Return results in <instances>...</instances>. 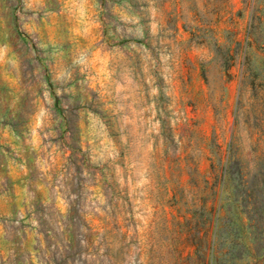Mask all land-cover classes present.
Wrapping results in <instances>:
<instances>
[{"label":"rangeland","instance_id":"1","mask_svg":"<svg viewBox=\"0 0 264 264\" xmlns=\"http://www.w3.org/2000/svg\"><path fill=\"white\" fill-rule=\"evenodd\" d=\"M261 178L264 0H0V264H259Z\"/></svg>","mask_w":264,"mask_h":264},{"label":"trees","instance_id":"2","mask_svg":"<svg viewBox=\"0 0 264 264\" xmlns=\"http://www.w3.org/2000/svg\"><path fill=\"white\" fill-rule=\"evenodd\" d=\"M233 141V139H232ZM232 141L230 143L229 146L232 147ZM257 141V140H255ZM234 157H228L226 163H225V167H224V171L225 173H230V175H234V174H239L241 173L238 169V161L234 159ZM235 178V177H234ZM262 181H258V182H254L253 185H248V183H243L242 184V188L239 189V187L241 186V184H236L235 188L237 189V195L236 197L240 198V201H238L239 204V208L243 209L244 211H242L243 215L245 216V219L247 220V223L249 222H253V214L251 215V209L256 213L257 211V207H258V203L256 201V196H260V195H264V178H261ZM241 193H243L242 195H240ZM240 195V196H239ZM253 248L256 252L255 256H258V258H256L257 262L259 264H263L264 263V255L261 254V251L264 250V247H262L260 244L258 243H252ZM208 251L210 250V245L207 249ZM212 257H213V252H210L207 254V260L205 261V264H212Z\"/></svg>","mask_w":264,"mask_h":264}]
</instances>
